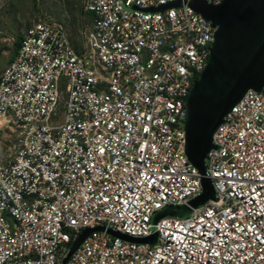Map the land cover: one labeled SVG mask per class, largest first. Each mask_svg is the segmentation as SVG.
<instances>
[{
	"label": "built area",
	"instance_id": "1",
	"mask_svg": "<svg viewBox=\"0 0 264 264\" xmlns=\"http://www.w3.org/2000/svg\"><path fill=\"white\" fill-rule=\"evenodd\" d=\"M195 1L80 0L79 47L60 20L24 31L0 75V128L15 136L0 162V264H63L97 228L66 264H264V89L214 134L217 200L154 222L203 194L187 101L216 29Z\"/></svg>",
	"mask_w": 264,
	"mask_h": 264
},
{
	"label": "water",
	"instance_id": "2",
	"mask_svg": "<svg viewBox=\"0 0 264 264\" xmlns=\"http://www.w3.org/2000/svg\"><path fill=\"white\" fill-rule=\"evenodd\" d=\"M191 6L216 29L207 66L187 101L186 153L202 176L203 194L189 206L164 209L156 215L154 222L167 216L185 218L192 208L217 200L205 166V160L214 148V134L249 89H264V0H224L219 7L197 0ZM98 230H85L63 264L90 233ZM121 237L132 242L155 244L157 235L147 239Z\"/></svg>",
	"mask_w": 264,
	"mask_h": 264
},
{
	"label": "rangeland",
	"instance_id": "3",
	"mask_svg": "<svg viewBox=\"0 0 264 264\" xmlns=\"http://www.w3.org/2000/svg\"><path fill=\"white\" fill-rule=\"evenodd\" d=\"M172 7L175 4L165 5L163 9ZM39 19L63 21L70 39L79 47L80 32L86 20L80 0H0V75L12 60L19 38ZM14 142L12 131L0 128V162L14 155Z\"/></svg>",
	"mask_w": 264,
	"mask_h": 264
},
{
	"label": "trees",
	"instance_id": "4",
	"mask_svg": "<svg viewBox=\"0 0 264 264\" xmlns=\"http://www.w3.org/2000/svg\"><path fill=\"white\" fill-rule=\"evenodd\" d=\"M21 37H22V36H21ZM21 37L19 38L18 43H17V45H16V50H15V54H14V56L16 55V52H17V50H18V46H19V44H20ZM14 56H13V58H14ZM13 58H12V59H13Z\"/></svg>",
	"mask_w": 264,
	"mask_h": 264
}]
</instances>
